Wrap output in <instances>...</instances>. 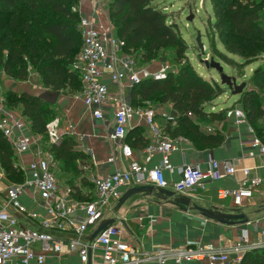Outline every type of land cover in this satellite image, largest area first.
I'll return each mask as SVG.
<instances>
[{"label":"built area","instance_id":"built-area-1","mask_svg":"<svg viewBox=\"0 0 264 264\" xmlns=\"http://www.w3.org/2000/svg\"><path fill=\"white\" fill-rule=\"evenodd\" d=\"M74 9L79 10L77 5ZM80 29L83 44L72 63V69L82 79L81 94L84 102L97 117H103L104 106L108 101L114 100L117 103L114 135L119 139L126 137L127 127L134 116H143L155 137L145 147L146 159L151 160L160 154L162 164L145 169L138 161L132 160L133 149L123 143L122 153L129 160L128 167L117 169L110 175L92 174L89 177L91 190L86 192L88 198L81 199L77 196V187L60 182L56 173L59 162L54 153L40 145L35 148V136L23 132L26 122L0 112V129L11 142L16 154L35 153L27 166L23 182L12 183L7 194L0 195V264H12L14 260L22 264H45L47 253L58 255L63 252L64 245L70 251L78 252L83 264H95L97 258L99 264H143L151 261L166 264L171 259H207L209 264H243L248 251L264 248V229L261 232L262 238L255 243H248V232L243 230L238 240L225 251H219L213 244H206L192 248H157L152 252H140L133 244L120 238L121 229L114 224L101 231L93 241L87 239L89 229L100 223L105 212L119 202L133 182L139 181L187 195L198 188H204L207 179L217 181L226 176H234L239 170L228 159H212L206 169L197 163H185L181 168V178L170 183L164 173L170 165V155L180 149L183 143H189V138L163 133L156 121L157 109L154 106H134L126 100L122 90L112 94L106 80L109 77L110 81L121 83L127 79L130 86H134L147 77L165 78L169 64L165 63L156 70L139 65L138 57L126 51L125 40L114 33L104 37L98 23L91 16L80 15ZM170 116L168 112L167 117ZM226 117L233 118L238 124L247 122L250 131L256 132L242 105H231L226 111ZM60 126L57 117L47 123L51 145L61 139L63 131ZM68 130L74 133L73 127H68ZM253 143L264 153V142L259 136H255ZM240 171L243 178L236 188L218 189L220 198L232 196L236 206H241L244 198L253 197L255 191L264 185L262 178L252 175L251 168H242ZM78 186L82 187L80 184ZM30 192L34 202L43 211L30 209L24 203V196Z\"/></svg>","mask_w":264,"mask_h":264},{"label":"trees","instance_id":"trees-1","mask_svg":"<svg viewBox=\"0 0 264 264\" xmlns=\"http://www.w3.org/2000/svg\"><path fill=\"white\" fill-rule=\"evenodd\" d=\"M212 2L216 15L212 28L220 34L228 51L243 56L245 63L255 60L264 52V0ZM76 5L79 0H0V81L4 74L26 80L33 67L41 84L48 89L66 93L81 91L82 79L72 69L83 44L80 13L74 9ZM108 6L111 21L115 23V34L125 40L128 52L137 49L145 60L169 50L173 55L171 58L180 63L179 69L168 70L165 78L147 77L134 85L132 104L146 107L144 102L152 98L161 103L170 102L171 116L166 115L163 133L173 137L185 135L195 143L209 146L220 145L224 133L211 122L226 117L229 107L213 111L207 104L224 89L196 69L187 54L188 43L178 23L169 22V14L154 5L153 0H108ZM214 43L213 37L211 44L217 50ZM217 52L227 62L234 61L227 54ZM257 74L264 75V71ZM4 98L8 106H20L33 132L48 140L47 123L55 117L54 103L38 94L12 89L4 91ZM237 102L245 109L256 132L264 134V108L258 94L253 89H245ZM52 112L54 116L49 119ZM49 149L61 170L70 171L73 176L79 161L87 162L85 153L77 149L72 136L64 135ZM0 164L11 183L23 182L25 172L1 129ZM81 171H78V177ZM77 179L68 184L77 187V196L84 199L86 192L78 183L91 186L89 177ZM243 264H264V248L248 251Z\"/></svg>","mask_w":264,"mask_h":264},{"label":"crops","instance_id":"crops-1","mask_svg":"<svg viewBox=\"0 0 264 264\" xmlns=\"http://www.w3.org/2000/svg\"><path fill=\"white\" fill-rule=\"evenodd\" d=\"M77 7L80 15H88L96 20L104 37H109L112 33L115 34L110 18L108 0H79ZM147 67L156 70L160 66L147 65ZM106 80L109 82L112 94L122 90L126 100L132 103L134 86H130L129 80L124 79L121 83H114L109 80V77H106ZM3 84L0 83V88L8 87L18 92L27 91L38 95L48 90L47 87L41 84L40 76L35 69L26 80L15 81L8 78ZM224 91L226 94L229 92L228 89ZM239 98L240 94L236 99V105H240L237 102ZM116 104L114 100L108 101L104 106L105 113L103 117H97L84 102L81 91L75 93L60 91L54 103L57 112L52 119L57 117L60 120V128L63 131L61 139L64 135L72 136L76 141L77 149L84 152L87 157L86 163L79 161V167L82 171L81 176L77 179L78 181L82 176L90 177L94 173L110 175L117 169H126L129 160H126L123 156L121 147L123 143L133 149L132 160L138 161L145 169H151L162 164L160 154H156L151 160L146 159L145 147L147 143L154 141L155 137L143 116L136 115L130 120L124 139L115 137ZM169 104L167 110L157 109L156 121L161 128H163L166 121L167 113L171 111V103L169 102ZM207 105L208 109L213 111L230 107L218 106L215 99L208 102ZM0 112H6L11 118L22 119L26 122L23 132L35 136L37 140L35 148L39 145L41 147H44V145L51 147L49 140L45 141L41 135L33 132L30 121L23 114L20 106L13 108L6 104L2 91L0 92ZM211 124L224 133L223 142L217 146H209L206 143H195L187 136L190 142L183 143L180 149L173 151L170 155V165L164 170L166 179L170 183L179 180L181 178V168L185 163H197L206 169L212 159L232 160L239 170L236 175L226 176L217 181L207 179L204 188H198L186 196L191 197L201 207L229 213H244L249 219L248 222L235 225L224 224L201 215L197 210L182 209L173 204L170 198L163 200L154 195L138 193L131 196L119 211L116 212L115 210L118 202L114 204L111 210H107L100 223L89 229L87 239L104 219L116 218L114 225L121 229L120 238L133 244L140 252H152L157 248L167 250L192 248L196 245L206 244H213L219 251H225L238 240L243 230L248 232V243L258 242L262 238L261 232L264 229V185L255 191L253 197L244 198L241 206L234 204L232 196L220 198L218 189L236 188L243 178L240 169L246 167L252 169V175L264 180V153L261 152L260 147L253 143L255 136H259L264 142V134L253 133L250 131L247 122L238 124L233 118L228 117L212 121ZM70 126L74 128V133L68 130ZM16 131L20 132L19 129H16ZM14 152L16 153L15 150ZM16 156L26 175L27 166L35 157V153L31 151L21 155L16 154ZM11 184L0 164V195H6ZM78 184L83 187L81 189L85 192L88 189V191L91 190L89 185L84 186L81 182ZM141 185H144V183L133 182L129 189ZM23 201L30 209L43 211L34 202L32 192L24 196ZM47 257L45 264H83L79 253L70 251L67 245H64L62 253L57 255L48 252ZM97 260L98 258L94 262L95 264H99L100 261ZM12 264L22 263L14 260ZM143 264L157 263L151 261ZM166 264H209V261L207 259L192 261L171 259Z\"/></svg>","mask_w":264,"mask_h":264},{"label":"rangeland","instance_id":"rangeland-1","mask_svg":"<svg viewBox=\"0 0 264 264\" xmlns=\"http://www.w3.org/2000/svg\"><path fill=\"white\" fill-rule=\"evenodd\" d=\"M153 4L164 9L169 14V22L178 23L181 33L188 43L187 54L189 55L192 63L195 65L196 69L199 72H202V75L213 82L217 81L220 83L224 90L228 89L227 85L222 83L219 70L214 66H207L205 63V59H215V61L220 62L224 67L225 73L235 76L238 83H246L242 92H244L245 89H253L255 93L258 94L260 103L264 108V75L257 74L264 71V52L258 55L255 60L245 63V58L243 56L228 51L220 34L214 28H212V22H214L216 18L212 0H153ZM191 15H193V17L190 18ZM262 15L264 20V9ZM112 25L114 27L115 23L112 22ZM199 34L201 35L202 42L205 44L204 49H202L197 42ZM213 37L215 39L214 47H216L218 51H221L231 57L234 60L232 63L224 60L218 54L217 50L213 48L211 44V39H213ZM136 50L137 49H135V51H131L130 53L136 55V58L138 57L139 65L143 64L146 66L150 65L154 67H161L162 63H168V69L172 71L177 70L180 67V63L174 61L171 58L173 55L169 50L166 52H161V54L155 57H149L145 60L142 59L140 51L137 52ZM5 51L7 52L8 50L6 49ZM33 70L34 68L31 67L30 74ZM8 78L19 81L7 75L2 79V81H0V83L3 84V82H5ZM4 88L5 87L0 88L2 95H4V91L6 89H9L6 87L4 90ZM237 97L238 94H232L230 91L226 94L225 91H223L215 98V101L217 102L218 106H231L236 103ZM145 104L152 105L154 108H160L161 110H167L170 106L169 103H161V101H157L155 98L147 100L144 102V105ZM52 111L54 114H56L57 110L55 106L53 107ZM53 112L49 119L54 116ZM44 148L49 149V147L46 145H44ZM77 165V171L75 172V176H73L70 171L61 170L60 164H58L56 168L57 175L59 172L58 176L62 184H67L70 181L77 179L80 174L78 172L80 171V165Z\"/></svg>","mask_w":264,"mask_h":264},{"label":"water","instance_id":"water-1","mask_svg":"<svg viewBox=\"0 0 264 264\" xmlns=\"http://www.w3.org/2000/svg\"><path fill=\"white\" fill-rule=\"evenodd\" d=\"M193 17V15L190 16V18ZM197 42L199 46L204 49L205 44L201 40V35L199 34L197 38ZM205 63L207 66H214L216 67L219 72H220V77L222 80L223 84H226L228 87V90L231 91L233 94H239L243 91L245 88L246 83H238L237 79L235 76L228 75L227 73L224 72V67L221 65L220 62L215 61V59H205ZM7 75H3V78H5ZM60 94V90H45L41 94H39L41 97L44 99L55 103L57 100V97ZM138 193H146L149 195H154L158 197L159 199H168L170 198L173 204L176 206H179L182 209H187V210H197L200 212L201 215L224 223V224H229V225H235L238 223H244L248 222L249 219L246 214L244 213H239V212H223L220 210L216 209H211V208H205L201 207L198 204H196L191 197H188L186 195H181L177 194L175 191L170 190V189H165V188H156L154 185H149V184H144L141 186H135L130 189H128L123 196L120 198L115 210L116 212L119 211V209L125 204V202L133 195L138 194ZM116 222V218H110V219H104L101 224L96 228V230L88 237L90 241H93L98 234L103 231L105 228H107L110 225H113Z\"/></svg>","mask_w":264,"mask_h":264}]
</instances>
